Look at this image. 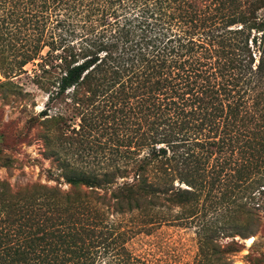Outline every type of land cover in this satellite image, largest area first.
Wrapping results in <instances>:
<instances>
[{
  "label": "trees",
  "instance_id": "trees-1",
  "mask_svg": "<svg viewBox=\"0 0 264 264\" xmlns=\"http://www.w3.org/2000/svg\"><path fill=\"white\" fill-rule=\"evenodd\" d=\"M0 58L32 65L36 122L68 144L45 143L67 189L0 194V264H143L128 240L163 225L194 230L196 264L243 250L232 231L264 218V0H0Z\"/></svg>",
  "mask_w": 264,
  "mask_h": 264
},
{
  "label": "rangeland",
  "instance_id": "rangeland-1",
  "mask_svg": "<svg viewBox=\"0 0 264 264\" xmlns=\"http://www.w3.org/2000/svg\"><path fill=\"white\" fill-rule=\"evenodd\" d=\"M32 69L29 64L23 68L24 72L9 75L0 69V194L6 186L15 191L38 183L68 188L56 177L57 171L45 150L48 138L55 149L67 147L65 131H47V127L36 122L47 103V95L35 85ZM70 116L67 113L65 118L69 129L78 125ZM50 172L54 173L52 177L48 175ZM259 213L261 219L240 223L242 227L232 231L236 233L233 239L244 248L230 257L229 264H264V218ZM126 248L143 264H196L197 242L190 228L159 226L149 233L133 235Z\"/></svg>",
  "mask_w": 264,
  "mask_h": 264
}]
</instances>
